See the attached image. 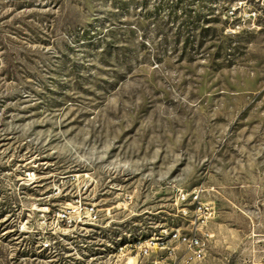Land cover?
<instances>
[{"label": "rangeland", "instance_id": "1", "mask_svg": "<svg viewBox=\"0 0 264 264\" xmlns=\"http://www.w3.org/2000/svg\"><path fill=\"white\" fill-rule=\"evenodd\" d=\"M197 187L264 264V0H0V264H160Z\"/></svg>", "mask_w": 264, "mask_h": 264}, {"label": "built area", "instance_id": "2", "mask_svg": "<svg viewBox=\"0 0 264 264\" xmlns=\"http://www.w3.org/2000/svg\"><path fill=\"white\" fill-rule=\"evenodd\" d=\"M205 191L204 187H197L190 192L180 193L179 200L182 205L181 211L184 215H189V209L187 204H193L194 214L191 215L190 223L192 227L189 231H181L180 227L173 228L170 232L167 229H163L159 236V243L161 248L165 249V256L159 259L160 264H169L165 262L168 258H174L172 264H208L206 262L209 250H210V238L211 233L206 230V225L211 215L213 214V206L210 202L202 201L201 197ZM94 208L91 207V212ZM58 215L61 216V220L68 218L66 213L59 212ZM96 219L97 216L94 215ZM175 241L184 246V254L180 261L176 260L177 257L174 246H170L168 241ZM156 244V243H150ZM45 248L49 247V243L45 242L43 245ZM141 248L143 254H148L150 252V245L144 244L141 246H135Z\"/></svg>", "mask_w": 264, "mask_h": 264}, {"label": "bare ground", "instance_id": "3", "mask_svg": "<svg viewBox=\"0 0 264 264\" xmlns=\"http://www.w3.org/2000/svg\"><path fill=\"white\" fill-rule=\"evenodd\" d=\"M153 238V237H152ZM157 239L158 240H156V241H151V243H157V241H159V237H157ZM152 240V239H151ZM145 242V241H144ZM137 243V242H136ZM142 243H139V246L141 245ZM146 244H147V242H146ZM124 247V246H123ZM123 247H120V250H123Z\"/></svg>", "mask_w": 264, "mask_h": 264}]
</instances>
